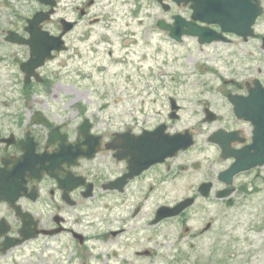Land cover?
Returning a JSON list of instances; mask_svg holds the SVG:
<instances>
[{"label": "rangeland", "instance_id": "rangeland-1", "mask_svg": "<svg viewBox=\"0 0 264 264\" xmlns=\"http://www.w3.org/2000/svg\"><path fill=\"white\" fill-rule=\"evenodd\" d=\"M136 7L129 3L125 13L128 34L112 25L105 31L112 44L105 49L97 44L96 53L91 41L88 46L82 43L81 89H89L86 94L93 106L107 100L106 112L121 113L130 127L166 122L170 132L189 129L195 144L132 182L126 195L105 196L87 215L71 212L68 223L77 227V220L79 229L90 235L83 247L70 241L68 234L40 237L2 256L0 264H104L108 249H116L124 240L126 250L113 260L115 264L121 260L126 264H264V165L237 176L238 190L229 199L215 198L214 191L202 198L197 192L198 185L223 166L217 160L218 148L206 138L233 118L226 92L235 91L257 72L238 66L236 43L199 44L191 36L176 42L148 18L151 10L144 8L140 13ZM154 12L158 14V8ZM176 12L187 15L186 8ZM90 54L95 55L94 66L89 63ZM231 79H236V85ZM169 96L180 105L175 120L168 118ZM204 104L221 116L218 121H203ZM190 195L196 196V203L185 212L183 225L180 219L160 225L147 221L160 204H174ZM208 221L212 222L209 231L199 234ZM112 225L127 230L117 245L97 240L106 238ZM185 226L188 233L183 231ZM143 249L151 253L135 254Z\"/></svg>", "mask_w": 264, "mask_h": 264}, {"label": "flooded vegetation", "instance_id": "flooded-vegetation-1", "mask_svg": "<svg viewBox=\"0 0 264 264\" xmlns=\"http://www.w3.org/2000/svg\"><path fill=\"white\" fill-rule=\"evenodd\" d=\"M163 1L169 4L166 13L177 6L172 0ZM129 3L138 12L142 6H161L160 0H0V246L4 239L21 237L22 228L29 235L33 230L46 232L36 238L68 232L76 239L75 230L68 227L71 212L89 210L105 194H126L132 182L156 167L129 180L122 190L105 188L127 172L126 159L116 157L120 150L117 135L137 128L123 122L121 113L108 114V106H93L86 94L89 89H81L82 43L88 46L91 41L96 53L97 44L102 49L112 44L105 32L112 25L128 34L125 13ZM258 10L253 35L227 34V42L236 43L238 66L256 71L264 84V0H236V14L243 20ZM210 27L220 31L218 25ZM95 60L90 54L89 63L94 66ZM231 81L236 84V79ZM246 82L235 92L246 94L253 86L252 79L249 86ZM219 128L226 138H232L234 148L251 142L253 126L249 122L234 116L229 125ZM143 129L152 128L140 127ZM222 162L230 164L232 159ZM174 219L183 225L187 215ZM126 231H109L101 240L117 245ZM126 247V240L116 249L110 247L106 264H115L113 260ZM136 254L142 256L140 251Z\"/></svg>", "mask_w": 264, "mask_h": 264}, {"label": "water", "instance_id": "water-1", "mask_svg": "<svg viewBox=\"0 0 264 264\" xmlns=\"http://www.w3.org/2000/svg\"><path fill=\"white\" fill-rule=\"evenodd\" d=\"M232 2H225L223 0H195V4L193 6V17L195 19H201L209 22L217 21L221 23L224 30L237 31L238 33H241V29L236 27L237 23H233V21H236L235 18V20H228L230 21L229 23L225 22V20L228 18L225 16L226 14L223 8V3H226L233 8L236 5V0H232ZM226 23H228V25ZM250 23L251 22L248 24ZM160 25L164 26L162 23H160ZM184 26H187V29H184ZM164 27L166 28L167 26ZM170 30V35L177 40H180V37L183 33L197 36L200 43L223 39V36L220 33L207 27L199 26L193 22H186L182 18H177L174 27H171ZM229 99L234 104L235 112L238 116H243L246 119H251L254 122L255 135L253 138V143L245 149L230 150L227 145L222 144L223 157H228L231 155L236 157V161L227 170L221 172L219 175V179L224 180L227 183L232 181V177L236 173L256 165H262L264 163V111L262 113L261 110L260 114L254 109V107L250 108L255 102L252 93L248 97L231 95L229 96ZM258 102L259 101L256 102V105ZM172 103L173 109H177L178 106L175 105L174 100H172ZM206 113L208 120L214 119L212 111L207 109ZM164 129L165 126H161L160 129H157L152 133H144L141 136L129 138L128 143L122 146L125 149V155L130 156V159L128 160L130 172L127 175L133 177L135 174H138L141 169L148 167L152 163L161 162L166 157L175 155L178 150L186 149L193 144L192 135L188 131L185 133H175L170 135L165 134L163 132ZM210 139L214 138L210 137ZM211 186V182L202 184L199 187L201 194L206 196L209 193ZM232 191L233 190L231 189L224 192H218L217 195L220 197H227ZM193 201L194 198L189 197L179 202L172 208L162 207L158 212V217L176 215L183 208L191 205ZM26 238H29V235L24 236L22 240L16 242L8 244L4 243V247L1 250L6 251L10 247L23 242Z\"/></svg>", "mask_w": 264, "mask_h": 264}]
</instances>
